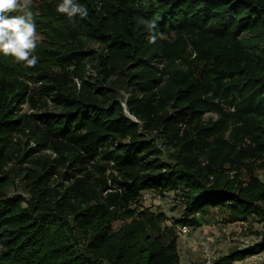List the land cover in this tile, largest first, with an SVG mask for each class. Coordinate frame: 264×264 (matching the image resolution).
<instances>
[{
	"label": "trees",
	"instance_id": "16d2710c",
	"mask_svg": "<svg viewBox=\"0 0 264 264\" xmlns=\"http://www.w3.org/2000/svg\"><path fill=\"white\" fill-rule=\"evenodd\" d=\"M58 2L31 0L35 67L0 55V264H181L145 192L179 227L259 221L215 264L264 252V0H78L75 26Z\"/></svg>",
	"mask_w": 264,
	"mask_h": 264
},
{
	"label": "rangeland",
	"instance_id": "374dc122",
	"mask_svg": "<svg viewBox=\"0 0 264 264\" xmlns=\"http://www.w3.org/2000/svg\"><path fill=\"white\" fill-rule=\"evenodd\" d=\"M94 48L98 49L99 46ZM24 111L32 113L27 106H24ZM15 194L29 198V194L24 189V183L17 178L9 191L10 196ZM183 202L182 197L173 192L165 196L145 192L141 203L142 210L148 209L167 215V221L161 225V229L168 227L176 230L181 264H215L234 251L241 252L250 248L261 239L263 228L256 218L229 224L226 222L228 214L218 210H214L205 221L197 215L200 227L192 228L188 235H180L178 222L184 216ZM123 225L122 223L114 224V229L118 230ZM234 264H264V252L251 255Z\"/></svg>",
	"mask_w": 264,
	"mask_h": 264
},
{
	"label": "clouds",
	"instance_id": "9594fccd",
	"mask_svg": "<svg viewBox=\"0 0 264 264\" xmlns=\"http://www.w3.org/2000/svg\"><path fill=\"white\" fill-rule=\"evenodd\" d=\"M31 0H0V55L12 57L15 62L24 68H33L38 63V57L33 55L37 46V30L32 19L30 9ZM20 12L21 14L12 15ZM58 15L66 16L70 24L77 23V18L84 19L89 15L87 6L78 0H59L55 6ZM149 30L155 24L146 22ZM156 36H151L154 43Z\"/></svg>",
	"mask_w": 264,
	"mask_h": 264
},
{
	"label": "built area",
	"instance_id": "2783aa9c",
	"mask_svg": "<svg viewBox=\"0 0 264 264\" xmlns=\"http://www.w3.org/2000/svg\"><path fill=\"white\" fill-rule=\"evenodd\" d=\"M190 232H191V228L188 227V226H181V227H179V233H180V235H188Z\"/></svg>",
	"mask_w": 264,
	"mask_h": 264
}]
</instances>
